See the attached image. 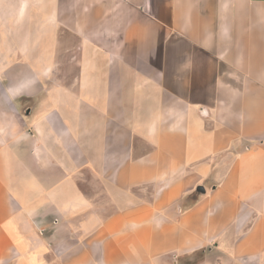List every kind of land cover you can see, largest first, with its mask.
<instances>
[{
  "label": "crops",
  "instance_id": "crops-1",
  "mask_svg": "<svg viewBox=\"0 0 264 264\" xmlns=\"http://www.w3.org/2000/svg\"><path fill=\"white\" fill-rule=\"evenodd\" d=\"M10 6L0 21L28 23L0 30L4 89L35 101L19 187L68 214L61 261L264 264V0ZM6 156L0 225L34 264L35 227L9 219Z\"/></svg>",
  "mask_w": 264,
  "mask_h": 264
},
{
  "label": "rangeland",
  "instance_id": "rangeland-1",
  "mask_svg": "<svg viewBox=\"0 0 264 264\" xmlns=\"http://www.w3.org/2000/svg\"><path fill=\"white\" fill-rule=\"evenodd\" d=\"M4 1V0H0ZM10 1L12 12L18 10V2L20 0H6ZM30 5L28 7V13H33L36 9V1H52V0H24ZM31 9V10H30ZM66 13V11H65ZM28 21L25 19L17 23H5L0 21V30L5 28L12 29H22ZM49 24H52L50 22ZM21 26V27H20ZM60 29H66L60 23ZM75 38V42L78 45V36L72 37L71 40ZM2 40V39H0ZM2 66V64H0ZM19 73L20 71H13ZM6 79H4V69L0 68V148L3 150L5 156L11 163L9 169L12 170V174L20 175L19 170L21 169V159L26 157V155H20L19 147L21 143V132L22 128H28L30 125L34 124V118L30 122V115L28 110L34 109L35 101L30 98L24 97L23 100L11 103L9 97L7 96L4 85ZM25 99V100H24ZM4 114V115H3ZM5 132V133H4ZM24 161V160H23ZM9 174V183L12 186L11 190L8 192L6 198V206L9 211V219L12 220V224L19 231L23 229L25 225H31L35 227V232L37 233L36 242H31L32 246H28L30 255V260L32 259L34 264H66L67 262H62L61 258L65 257L68 253V239L72 236L67 228L61 229L60 232L56 233V227L60 226L62 223H67L68 214L58 213L53 214L50 212L51 205L49 200L46 198H29L22 196L25 192L20 190L19 179L20 176H11ZM125 200V199H124ZM113 199L101 198L96 200V208L102 209L107 208L109 210L108 215L114 211ZM2 206L0 204V211ZM7 226L0 225V264H22V260H25L27 255L20 253L18 247L12 244L14 240V234L11 232ZM56 233V234H55ZM9 242L10 244H8Z\"/></svg>",
  "mask_w": 264,
  "mask_h": 264
},
{
  "label": "water",
  "instance_id": "water-1",
  "mask_svg": "<svg viewBox=\"0 0 264 264\" xmlns=\"http://www.w3.org/2000/svg\"><path fill=\"white\" fill-rule=\"evenodd\" d=\"M198 191H203V188H201V187H200V188H198Z\"/></svg>",
  "mask_w": 264,
  "mask_h": 264
}]
</instances>
